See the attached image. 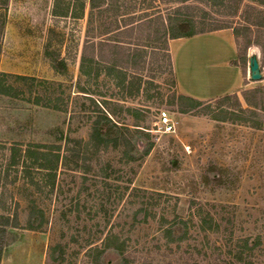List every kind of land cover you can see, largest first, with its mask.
<instances>
[{"label": "rangeland", "instance_id": "1", "mask_svg": "<svg viewBox=\"0 0 264 264\" xmlns=\"http://www.w3.org/2000/svg\"><path fill=\"white\" fill-rule=\"evenodd\" d=\"M4 1L0 74L9 75L1 83L11 88L9 95L0 93V202L6 213L18 211L20 227L8 228L0 240V264H97L98 254L88 255L89 249L107 246V237L110 249L101 264H264V111H238L233 119L223 113L238 109L233 99L224 107L221 98L204 101L188 112L182 100L232 90L239 73L228 65L236 58L232 36L177 40L172 66L161 50L148 48L141 69L123 72L120 82L80 71L88 3L84 16L74 18L53 15L57 0ZM67 3L59 0V8ZM121 3V14L136 6L135 18L151 4ZM193 3L210 13L207 23L212 17L238 26L241 49L247 37L264 43V0H227L213 10ZM109 4L104 21L114 30L116 4ZM237 5L238 17H229ZM247 18L258 27L251 33ZM101 22L96 18L93 34L103 31L96 29ZM47 50L66 67L54 70ZM254 56L264 77L253 47L240 60L247 90L264 86L251 82ZM236 95L247 108L242 92ZM107 109L140 151L139 143L153 144L147 156L140 159L125 141L108 149L86 145L93 122ZM163 111L177 124L173 133L158 128ZM38 144L60 147L54 186L48 171L31 169L27 177L22 164L8 168L13 147ZM132 155L136 159L129 160ZM5 212L0 208V216ZM30 222L42 226L31 230Z\"/></svg>", "mask_w": 264, "mask_h": 264}, {"label": "trees", "instance_id": "2", "mask_svg": "<svg viewBox=\"0 0 264 264\" xmlns=\"http://www.w3.org/2000/svg\"><path fill=\"white\" fill-rule=\"evenodd\" d=\"M109 1H115L116 26L113 30L108 28L104 21V16L109 10ZM124 1V0H123ZM140 3L145 5L147 2L150 8L142 10V14L135 18L136 6H132L128 10L133 12H126L121 14V9L126 7L124 3L120 4V0H67V5L63 10L59 8V0L55 2L53 15L55 17H74L82 18L85 13V8L88 3L90 8L88 24L89 28L86 33V37L83 42L81 59H80V71L84 76H90L97 78L103 73L105 76L114 77L120 82H125L126 74L123 72H131L132 70H140L141 64H145V56L148 54L147 49L151 48L152 51L161 50L164 56L167 58L168 65L172 66V59L170 55L169 42L170 40L181 38H192L197 35L211 33L222 29H233L237 37L239 35V28L233 22L230 21H218L214 18H209V22L206 19L210 13L204 8H199L194 1L204 3L205 7L211 8V10L223 7L226 5L227 0H125ZM7 5V0L4 1ZM160 5L170 6L164 10L160 9ZM236 12L234 14H228L229 17H238V5L236 6ZM116 9V10H115ZM149 9L155 11L153 14H149ZM78 11V12H77ZM95 11H97L95 13ZM125 17H130L128 20H123ZM0 15V36L3 34L5 20ZM99 18L103 21L96 29H103L98 35L93 34L95 28H92V24ZM246 29L250 28L248 25H252L249 18L244 20ZM138 25V26H137ZM235 25V26H234ZM135 30H141V34L134 36ZM246 46L244 47L245 54L241 55V58L247 59L246 51L254 42L251 37L246 38ZM238 43V40H237ZM255 45L259 47L264 55V44L257 41ZM108 52L111 56H108ZM155 54V53H153ZM46 55L51 62L54 70L58 71L59 67H66L65 61L59 57H53L47 50ZM96 72H93L95 71ZM136 73V72H133ZM136 75V74H134ZM7 74H0V93L9 95L10 88L3 85L1 82ZM22 80H29L36 82L35 78H28L25 76H17ZM143 79L142 76H140ZM153 79V78H152ZM243 98L247 104V108H243L239 97L236 94L226 95L222 97L223 105L232 99L236 101L238 109H226L223 113H227L231 118L238 117L236 113L251 112L256 115L260 111H264V86L257 87L250 90H244L242 92ZM182 100L186 102L185 111L197 110L203 107L204 101L197 98L184 95ZM39 103V102H38ZM220 119V118H218ZM225 119V118H224ZM130 134L128 128L118 125L114 120V114L107 109V114L103 113L92 124L90 137L86 145H91L96 148L108 149L112 144L118 145L121 141H125L130 145L135 152H139V158L147 156L153 144H141V151L137 145H133L129 137ZM136 147V148H135ZM137 150V151H136ZM60 147L38 144L29 145L25 150H18L17 147L12 148V155L9 162V167H16L21 165L24 171V176H30L31 169H37V171H48L49 179L54 186L56 179V172L60 163ZM136 159L135 155L129 157V160ZM21 160V161H20ZM33 183V180H32ZM0 208L5 212L4 203L0 202ZM40 216H43L41 210L37 211ZM36 212H33L34 216ZM41 223L32 225L30 222L31 230H38L41 227ZM20 227V220L18 211L13 210L12 213H4L0 216V240L3 239L7 229H16ZM167 232L171 233L170 229ZM112 237H107V246L101 248L98 246L91 247L88 255L97 253V264H101L100 257L105 254L106 249H110V240ZM107 247V248H106ZM119 256L125 257L124 250L118 246L115 250ZM1 257V250H0ZM125 259V258H124ZM100 262V263H99Z\"/></svg>", "mask_w": 264, "mask_h": 264}, {"label": "crops", "instance_id": "3", "mask_svg": "<svg viewBox=\"0 0 264 264\" xmlns=\"http://www.w3.org/2000/svg\"><path fill=\"white\" fill-rule=\"evenodd\" d=\"M253 26H256L257 27V25H248V27L250 28L248 31L250 33L253 31ZM263 27H259L260 30L263 29ZM224 33L230 34L232 36V39H233V46H234V52L236 54V58H234L233 60L229 61V64L228 65H230V67L235 68V69H237L239 71V73H238V75L236 77V81H235L236 83H235V85L229 87L230 89H232L229 93H225V94L221 93V94H216L214 96L211 95V96H208V97H200V96L197 97L196 96V98L199 99V100H201V101L216 100V99L222 98V97H224L226 95L238 94L240 91L243 92L244 90H247L248 89V88H246V86L248 85V83H245V82H248V81L244 77L243 71H242V68H241V65H240V60L243 59V57L241 58V55L244 56V54H245V51L243 50L244 48L241 49V47H240V40H241V37H242L241 36V33H240V30H239V34H240L239 36L240 37H237L235 35L233 29H222V30H218V31H214V32L206 33V34H202V35H207V34L208 35H219V34H224ZM197 36H200V35H197ZM182 39H187V38L170 40V42H169V49H170V55H171V59H172V65H173V58H172V53H171V47H172L173 43H175L177 40H182ZM237 40H238V43H237ZM259 42H261V44H264L263 41H259ZM253 47L257 48L260 51L261 56H262V60H263V66H264V55L261 52V50L259 49V47H257L255 45V43H253L250 47L247 48L246 57H248V51L251 48H253ZM253 58H255L257 60V62H258V58L256 56H254ZM253 58H251V60ZM243 60H245V59H243ZM251 60H250V62H251ZM258 64H259V62H258ZM259 68H260V66H259ZM260 71H261V69H260ZM261 75H262V73H261ZM263 81H264V77L262 75V79L260 81H253L252 80L251 82H263Z\"/></svg>", "mask_w": 264, "mask_h": 264}, {"label": "built area", "instance_id": "4", "mask_svg": "<svg viewBox=\"0 0 264 264\" xmlns=\"http://www.w3.org/2000/svg\"><path fill=\"white\" fill-rule=\"evenodd\" d=\"M158 119L157 125L159 130H162L164 133H173L176 130L177 124L169 117L167 112H161Z\"/></svg>", "mask_w": 264, "mask_h": 264}, {"label": "water", "instance_id": "5", "mask_svg": "<svg viewBox=\"0 0 264 264\" xmlns=\"http://www.w3.org/2000/svg\"><path fill=\"white\" fill-rule=\"evenodd\" d=\"M250 70H251V79L253 81H260L262 79L259 64L255 58H253L250 62Z\"/></svg>", "mask_w": 264, "mask_h": 264}]
</instances>
